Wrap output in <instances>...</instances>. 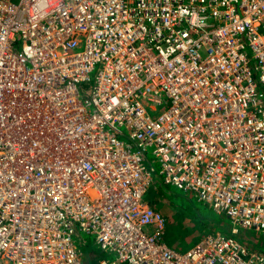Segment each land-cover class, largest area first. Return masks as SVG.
Listing matches in <instances>:
<instances>
[{"label": "built area", "instance_id": "1", "mask_svg": "<svg viewBox=\"0 0 264 264\" xmlns=\"http://www.w3.org/2000/svg\"><path fill=\"white\" fill-rule=\"evenodd\" d=\"M259 84L264 0H0V264H264ZM150 147L229 233L165 243Z\"/></svg>", "mask_w": 264, "mask_h": 264}, {"label": "rangeland", "instance_id": "2", "mask_svg": "<svg viewBox=\"0 0 264 264\" xmlns=\"http://www.w3.org/2000/svg\"><path fill=\"white\" fill-rule=\"evenodd\" d=\"M11 1L17 3L19 0ZM17 49H20V45L17 46ZM246 51L250 56V51L247 47ZM95 74L96 71H93L90 74L89 83L83 84L85 89H88L90 85L91 88L93 87ZM258 76V73H256L257 81ZM259 89L264 93V86L259 84ZM92 112H94L93 108ZM121 128L123 129L125 127L121 126ZM119 137L127 141L126 137ZM144 163L148 169H151V176L153 178V183L147 190V196H149L150 200L156 205V209L160 211L166 219L164 241L170 240L174 242L176 250H184L189 245L192 247L205 233L210 232L212 229L222 233L229 232L231 224L222 216L216 214L208 206L197 202L191 193L184 192L172 185H161L158 176L159 163L154 157L151 147L146 150ZM157 181L160 184H158ZM145 194L144 199L146 196ZM238 234L239 235H236L235 238L242 244L246 245L253 243L254 248L252 249V245V250L264 252V233L248 232L239 227ZM251 240H253V242ZM172 242H168V244L171 245ZM78 243H82L81 250L83 251L85 260L88 262L90 258L87 253L88 248L89 246H95L93 237L82 233L81 240H79ZM96 248L94 249L96 250V254L99 252V257L109 258L108 254L102 252L98 246H96ZM96 261L98 262V259H95V261L90 264H97Z\"/></svg>", "mask_w": 264, "mask_h": 264}, {"label": "trees", "instance_id": "3", "mask_svg": "<svg viewBox=\"0 0 264 264\" xmlns=\"http://www.w3.org/2000/svg\"><path fill=\"white\" fill-rule=\"evenodd\" d=\"M161 185H164V184H161ZM147 193H148V192H146V194H145L146 196L148 195ZM146 196H145L146 201L149 203V205H150L151 207L155 208V207H154V203L152 202V200H150L149 196H147V197H146ZM81 234H82V233H77V235H76L75 238H74V240H75V242H76V244L78 245V248H79L80 250H81V248H82V243H78V242H79V240H81ZM246 245H248V244H246ZM91 248H93V249H91ZM94 248H96V247H94V246H89V248H88L87 253L89 254V257H90V258L99 255V252L96 254V250H95ZM96 249H97V248H96ZM81 251H82V250H81ZM98 251H99V250H98ZM82 252H83V251H82Z\"/></svg>", "mask_w": 264, "mask_h": 264}, {"label": "crops", "instance_id": "4", "mask_svg": "<svg viewBox=\"0 0 264 264\" xmlns=\"http://www.w3.org/2000/svg\"><path fill=\"white\" fill-rule=\"evenodd\" d=\"M150 188V187H149ZM154 207H155V209H156V205L154 204ZM214 231H217V230H215V229H212L210 232H214ZM230 232V231H229ZM229 232H227V233H229ZM224 233V232H223ZM239 235V234H238ZM164 236H165V234H164ZM93 241H94V239H93ZM252 242H253V240H251ZM168 242H172V241H170V240H168V241H165V243L169 246V247H171V248H173V249H175L176 250V246H175V244H174V242H172L171 243V245H169L168 244ZM94 243H95V241H94ZM188 244H190V243H188ZM249 246H251L252 247V245H253V247H252V249L254 248V244L253 243H249L248 244ZM97 245H96V243H95V246L94 247H96ZM188 247H190V245L188 246ZM187 247V248H188ZM186 248V249H187ZM186 249H184V250H182V249H178L177 251H180V252H183V251H185ZM82 252V251H81ZM83 253V252H82ZM100 258H102V257H99V255L98 256H95V257H92V258H89L88 259V262L85 260L84 261V264H90L91 262H93V261H95V259L97 260L98 259V262L96 261V263L97 264H99V259Z\"/></svg>", "mask_w": 264, "mask_h": 264}]
</instances>
